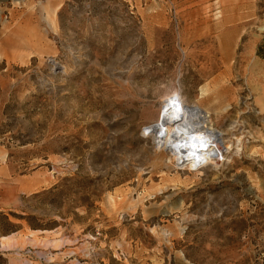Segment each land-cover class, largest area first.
<instances>
[{
    "label": "rangeland",
    "instance_id": "rangeland-1",
    "mask_svg": "<svg viewBox=\"0 0 264 264\" xmlns=\"http://www.w3.org/2000/svg\"><path fill=\"white\" fill-rule=\"evenodd\" d=\"M0 264H264V0H0Z\"/></svg>",
    "mask_w": 264,
    "mask_h": 264
},
{
    "label": "bare ground",
    "instance_id": "bare-ground-1",
    "mask_svg": "<svg viewBox=\"0 0 264 264\" xmlns=\"http://www.w3.org/2000/svg\"><path fill=\"white\" fill-rule=\"evenodd\" d=\"M146 134L164 150L172 149L181 166L210 164L230 149L225 147L223 134L212 128L209 113L197 106H184L175 98L169 99L159 122L148 127Z\"/></svg>",
    "mask_w": 264,
    "mask_h": 264
},
{
    "label": "built area",
    "instance_id": "built-area-1",
    "mask_svg": "<svg viewBox=\"0 0 264 264\" xmlns=\"http://www.w3.org/2000/svg\"><path fill=\"white\" fill-rule=\"evenodd\" d=\"M220 159V158H219Z\"/></svg>",
    "mask_w": 264,
    "mask_h": 264
}]
</instances>
